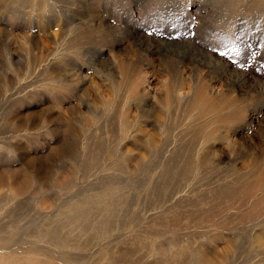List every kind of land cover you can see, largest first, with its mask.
Listing matches in <instances>:
<instances>
[{"label": "rangeland", "instance_id": "374dc122", "mask_svg": "<svg viewBox=\"0 0 264 264\" xmlns=\"http://www.w3.org/2000/svg\"><path fill=\"white\" fill-rule=\"evenodd\" d=\"M26 1L0 0V264H264V0ZM104 191L109 231L60 230L86 248L31 235Z\"/></svg>", "mask_w": 264, "mask_h": 264}, {"label": "bare ground", "instance_id": "6f19581e", "mask_svg": "<svg viewBox=\"0 0 264 264\" xmlns=\"http://www.w3.org/2000/svg\"><path fill=\"white\" fill-rule=\"evenodd\" d=\"M24 1V0H23ZM26 1V0H25ZM37 1H39V0H37ZM42 1V0H41ZM27 2V1H26ZM43 2V1H42ZM37 3H39V2H37ZM88 27V26H87ZM78 29H81V28H79V27H77ZM76 28V29H77ZM91 28V27H90ZM88 29V28H87ZM86 29V30H87ZM83 30H85V29H83L82 28V31ZM84 31V32H81V33H79L78 34V32H76V30H75V32H76V34L74 33V35L76 36L75 37V39H79L80 37H89V36H91L92 35V33H91V31H92V28H91V30H88V31ZM81 31V30H80ZM73 39H74V36H73ZM135 63V62H134ZM133 63V65H135ZM137 63V62H136ZM123 65V64H122ZM131 65V64H130ZM132 66V65H131ZM125 67V66H124ZM130 66H127L126 65V69H128ZM134 68H136L135 66H133ZM133 67H132V69H133ZM172 70H175L174 68H171ZM176 81H178V80H175L174 82H176ZM88 167V166H87ZM88 170H89V168H88ZM172 172V171H171ZM167 175V174H166ZM168 176V178L170 177L169 175H167ZM167 179V178H166ZM169 184V183H168ZM158 185H157V188L156 189H158ZM164 187V186H163ZM114 192V191H113ZM113 192H110V191H108V192H106V191H104V192H102V193H98V194H96V195H94L93 197H90V198H85V199H83V200H80L79 202L77 201L76 203H74V204H71V205H69V207H68V210H67V212L65 213V215H64V219H62V222L63 223H61L60 224V222L59 223H56L55 225H53L51 228L50 227H45V226H43V227H40L39 226V228H37V230L35 231L34 229V231H33V233H31V235L33 234L37 239L36 240H39V239H45V240H48V242L50 241V243H53V245H55L54 243H56L57 245H59V247L57 248L58 249V251H54L53 249H50L51 250V252H54V254L55 255H60L61 257H65V254H66V256L69 258V257H71V255H70V252L68 253V252H64L63 251V249L65 250V247L66 246H71V247H73V248H80V250L81 249H84V248H86V247H83V244H75L76 242H74L73 244L74 245H72V243L70 242V240H72V238H70L69 237V235L67 234V233H64V234H62L61 233V227H64V226H66V225H73V226H77L78 227V223H77V221L78 220H80V222H81V225H80V228L81 229H85V231H86V229H88V228H91V229H93L94 230V233L96 232H101V231H107L108 230V228H110V227H112L113 226V224L117 221L116 219H117V212H116V207H115V205H112V204H115V203H112V204H108L110 201L111 202H117V201H121V204H119L118 206H123L124 204V200L125 199H122V198H120V196L121 195H119V196H116V195H114V193ZM115 192H118V191H115ZM166 196V195H165ZM84 197V196H83ZM86 197V196H85ZM89 197V196H88ZM122 197H123V194H122ZM125 197V196H124ZM168 198V197H167ZM203 199V198H202ZM107 201L108 203V205H107V207H105V205H103V206H101L102 204H104L105 202H103V201ZM115 200V201H114ZM156 202V201H155ZM99 206H98V205ZM106 204V203H105ZM117 204V203H116ZM91 206H95V207H92V209H91ZM97 206V207H96ZM89 207H90V209H89ZM93 208H95V212H94V209ZM148 208V207H147ZM93 210V213L95 214H98L97 215V217L96 218H92V217H90L92 214L90 213L91 211ZM90 214V215H89ZM96 216V215H95ZM111 229V228H110ZM80 231V230H79ZM109 231V230H108ZM82 232V231H81ZM84 232V231H83ZM21 233V232H20ZM93 233V232H92ZM92 233H91V235H92ZM93 233V234H94ZM96 233H95V238H96ZM97 233V234H98ZM101 234V233H100ZM8 236V235H7ZM23 236V235H22ZM90 236V235H89ZM31 236L29 235V238H30ZM28 238V239H29ZM34 238V237H33ZM33 238H31V239H33ZM70 238V239H69ZM91 239L92 238H90L89 240L91 241ZM36 240H33V241H35V242H38V241H36ZM44 240V241H45ZM12 241H14V238H13V236H9V237H0V251H2L3 249H7L8 248V246H10L9 244H10V242H12ZM33 241H31V242H33ZM74 241V240H73ZM88 242V241H87ZM86 242V243H87ZM15 243V242H14ZM77 243H79V242H77ZM32 244V243H31ZM49 245V244H48ZM56 245V246H57ZM11 246H13V243L11 244ZM45 249L47 248V247H45V246H43ZM34 248H35V250L38 252V251H41V249L39 248V247H35L34 246ZM33 248V249H34ZM60 248V249H59ZM67 248V247H66ZM48 249V250H49ZM193 249V248H192ZM25 250H26V248H25ZM43 250V249H42ZM128 250V249H127ZM122 251V250H121ZM25 252V251H24ZM44 252V251H43ZM50 252V251H49ZM65 254H64V253ZM13 253V252H12ZM16 253H18V252H16ZM28 253V252H27ZM63 253V254H62ZM120 253V252H119ZM195 253V255H193V253L192 254H190V260H193L192 262H193V264H211V258H209L207 255H204V253L203 252H201V251H195L194 252ZM30 254V253H29ZM38 254V253H37ZM42 254V253H41ZM40 254V255H41ZM46 254V253H45ZM115 254V253H114ZM117 254V253H116ZM43 255V254H42ZM57 255V256H58ZM68 255H70V256H68ZM110 255H112V254H110ZM18 256V255H17ZM47 256V255H46ZM45 256V258L47 259V257ZM34 257V256H33ZM50 257V256H49ZM59 257V256H58ZM66 257V258H67ZM86 257V256H85ZM4 258V257H3ZM15 258V257H14ZM35 258V257H34ZM55 258V257H54ZM53 258V259H54ZM73 258V260L75 259L76 261H77V257H72ZM71 258V259H72ZM110 258V257H109ZM196 258V259H195ZM5 259V258H4ZM32 259L33 258H31V259H28L29 261H32ZM49 260H50V258H48ZM58 259V258H57ZM61 259V258H60ZM71 259H68L69 261L71 260ZM49 260H48V262H49ZM81 260H82V258H81ZM22 261H23V263H22ZM22 261H20L19 259H15L14 260V262H10V264H26L28 261H26L25 263H24V259L22 260ZM59 261V260H58ZM62 261V260H61ZM82 261H84V260H82ZM110 261V260H109ZM128 262L127 264H142L141 263V261L140 260H137L136 258H129V255H127V253H125L124 251H122L121 252V254H119L118 256H115L113 259H112V264H119V263H121V262ZM52 261L50 260V263H51ZM54 262V261H53ZM52 262V263H53ZM71 262V261H70ZM73 262V261H72ZM72 262H71V264H72ZM85 262V261H84ZM111 262V261H110ZM56 263L58 264V262L56 261ZM62 263V262H61ZM83 263V262H82ZM29 264H40V260L38 259V258H36V260L34 261V262H31V263H29ZM43 264H45V263H43ZM49 264V263H48ZM64 264V263H63ZM74 264V263H73ZM76 264V263H75ZM183 264H191L190 262L188 263V262H184Z\"/></svg>", "mask_w": 264, "mask_h": 264}, {"label": "snow or ice", "instance_id": "6c2138e0", "mask_svg": "<svg viewBox=\"0 0 264 264\" xmlns=\"http://www.w3.org/2000/svg\"><path fill=\"white\" fill-rule=\"evenodd\" d=\"M221 55H223V53H221Z\"/></svg>", "mask_w": 264, "mask_h": 264}]
</instances>
